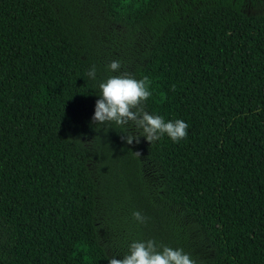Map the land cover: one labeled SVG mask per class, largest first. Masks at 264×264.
Masks as SVG:
<instances>
[{"label":"trees","instance_id":"1","mask_svg":"<svg viewBox=\"0 0 264 264\" xmlns=\"http://www.w3.org/2000/svg\"><path fill=\"white\" fill-rule=\"evenodd\" d=\"M125 74L186 138L137 155L130 127L93 121ZM164 215L204 264H264V0H0V264L162 250Z\"/></svg>","mask_w":264,"mask_h":264},{"label":"clouds","instance_id":"2","mask_svg":"<svg viewBox=\"0 0 264 264\" xmlns=\"http://www.w3.org/2000/svg\"><path fill=\"white\" fill-rule=\"evenodd\" d=\"M108 67L117 72L122 67L121 61L113 60ZM88 75L95 79V66ZM151 83L147 76L137 80L127 74L112 76L106 82L100 83L102 94L96 101L93 121L101 124L115 122L121 126L133 124L139 130V134L128 133L121 136L128 144H132L134 140L137 144L140 143L141 136L146 137L151 144L163 134H167L174 142L186 138L189 125L184 120L165 122L162 116H154L143 107V102L152 95L149 90ZM136 154L141 155L140 152ZM133 217L139 222L146 220L139 211L134 212ZM160 249L161 246L154 240L133 242L129 254L124 255L122 259L112 257L109 264H196L183 249L168 246H162V250Z\"/></svg>","mask_w":264,"mask_h":264},{"label":"rangeland","instance_id":"3","mask_svg":"<svg viewBox=\"0 0 264 264\" xmlns=\"http://www.w3.org/2000/svg\"><path fill=\"white\" fill-rule=\"evenodd\" d=\"M128 127L131 128V130L133 131L134 134H139V130L136 129V127L129 123V125H127ZM135 146L136 148L140 151L141 154H144L145 151V144H146V137L141 136L140 137V143H136L134 140ZM146 174L147 177L150 179V182L153 184V187L155 188V190L157 189L156 185H157V175L155 173V171L147 168L146 169ZM108 180V178H107ZM106 201V200H105ZM122 213V212H121ZM124 214V213H123ZM161 216V220L163 219L164 223H166L167 226V231L169 232V235L174 238L172 239V241L170 242V244L168 245V247H171L173 249H183V251L185 253H188L190 255V258H192L193 260L196 261V264H204V251H203V247L200 244L199 241H192L190 239V236L188 235H182V233L180 231H178L170 222H169V218ZM109 218H106L105 220L107 222H111L110 220V216H108ZM115 226L118 227L117 222H114ZM120 245V243H118ZM112 249V248H111ZM113 250V249H112ZM114 255H117V257L119 259H122L123 256L125 255L124 253H118L117 250H114Z\"/></svg>","mask_w":264,"mask_h":264}]
</instances>
